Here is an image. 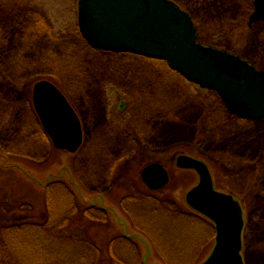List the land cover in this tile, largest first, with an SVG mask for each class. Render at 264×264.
Listing matches in <instances>:
<instances>
[{
  "label": "rangeland",
  "instance_id": "374dc122",
  "mask_svg": "<svg viewBox=\"0 0 264 264\" xmlns=\"http://www.w3.org/2000/svg\"><path fill=\"white\" fill-rule=\"evenodd\" d=\"M173 1L193 17L200 41L238 53L264 69V24L250 23L254 0ZM77 2L0 0V226L43 221L49 216L41 204L47 198L54 208L72 198L60 204L71 214L64 236H59L90 239L94 251L81 259L79 242L63 239L54 244L52 261L172 264L167 254L179 258L181 249L191 255L175 264H202L215 245L214 231L207 236L200 226L185 230L181 220L158 219V226L151 227L141 214L140 230H135L145 235L158 229L172 241L156 248L144 235L133 246L122 245L118 236L123 229L116 224H131V215L122 206L127 197L154 194L166 203L174 199L177 204L171 206L176 212L190 210L185 198L199 176L176 163L178 156L188 155L209 165L217 189L242 202L245 262L264 264V121L236 120L217 93L187 81L164 62L84 51L75 38L80 37ZM44 80L64 93L81 119L84 141L75 153L41 139L32 120L38 118L33 88ZM152 162L161 163L170 175L161 190L149 189L142 180L143 169ZM49 182L59 187L46 186ZM21 202L24 206H16ZM92 202L113 210L99 219L88 217L100 214L88 209ZM33 203L40 211L31 210ZM50 213V218L58 219L56 211ZM5 255L0 264H21ZM47 260L29 256L30 264Z\"/></svg>",
  "mask_w": 264,
  "mask_h": 264
},
{
  "label": "water",
  "instance_id": "95a60500",
  "mask_svg": "<svg viewBox=\"0 0 264 264\" xmlns=\"http://www.w3.org/2000/svg\"><path fill=\"white\" fill-rule=\"evenodd\" d=\"M254 6L252 22H264V0H254ZM79 27L94 48L166 61L188 81L216 92L230 114L264 119V70L239 54L199 42L192 17L173 0H79ZM33 105L54 147L77 152L83 144L82 123L67 97L52 82L39 81ZM177 165L198 173L186 201L216 228L215 246L202 264H246L242 204L216 189L204 161L180 155ZM142 178L153 190L170 180L160 163L148 165Z\"/></svg>",
  "mask_w": 264,
  "mask_h": 264
},
{
  "label": "trees",
  "instance_id": "16d2710c",
  "mask_svg": "<svg viewBox=\"0 0 264 264\" xmlns=\"http://www.w3.org/2000/svg\"><path fill=\"white\" fill-rule=\"evenodd\" d=\"M83 49L93 50L88 45H84ZM35 115L37 116V114ZM32 120H34L38 125L39 136L42 137L41 139L44 138L43 139L44 141H47L50 145H52V142L49 136L43 130L42 126L39 123L38 118L36 117V119L33 118ZM48 186L50 187L57 186V184L50 183ZM145 198L147 199L138 203V206H141L142 208V209L140 208L138 212L141 214H142V211L144 212V215H142L141 219L145 220L147 224H149L151 227L158 226L157 225L158 219L167 220L168 222H174L175 220H178V221L181 220L180 224L181 222L183 223V228L186 225V222H189L187 224L188 228L190 229V228H194L195 226H200L199 228H201L202 230L201 234L210 236V233L213 231L210 224H208L205 220L201 218H196V216L189 218V220L187 221V218L185 217V215L183 213L176 212V210H173L174 206H171V203L169 202H168L169 203L168 205V203L163 201L162 208L158 210V209H155V207L160 206V204L155 203L152 200H150L151 196H146ZM70 201H72V198L67 200V202L62 201L63 203H57L56 205L58 206L57 208H54L53 206L51 207L52 201L51 199L49 200V198H47L43 203H41L43 205V210L45 214L47 213L50 216L51 214L50 211L57 212L58 219L56 220L52 216L51 218L48 216V218H44L43 221L40 220V221L23 222V223L18 221V222H14L13 224L11 223V225L0 226V259L2 257H6L5 254H7L8 255L7 257H9L11 261H17V262H20L21 264H30L29 256L35 257V258L45 256L46 259H48L47 261H45V264L46 263L47 264H59V260L52 261V257H53L52 254L53 252L54 253L56 252L54 244L58 243L57 241H62L63 239H68V238L74 239L75 241L79 242L78 244L79 249L77 251V254L81 259H86L87 257H85L84 254H87V253L89 254V253H92V251H94L93 248L91 247L93 246V243L90 239H86V238L81 239L79 236H76L75 234L70 235L68 237L66 236L67 238L60 237V236H64L62 235V231L65 228H67V226H69L67 214L68 213L71 214L70 213L71 211L70 212L63 211V206L60 204L69 203ZM18 204H19V207L24 206L22 202L17 203L16 206ZM32 206L33 207L31 210L40 211V208H38L35 203H33ZM72 208L74 210V205H72ZM88 209L92 211V209L90 208ZM99 213H100L99 215L98 214H92V215L88 214V217L94 216L97 219L102 218L103 216L101 215V212ZM57 214H54V215L56 216ZM46 215L44 217H46ZM148 215H150L149 219H147ZM185 230H186V227H185ZM154 232L156 233L151 234V233L146 232L145 235L147 236L148 239L152 241V243L154 244L156 248H159V247L161 248L164 246L168 247L171 245L170 244L172 242L171 239H169L167 236L165 237L164 234L162 237V233L161 234L158 233L159 232L158 229H155ZM40 241L44 242L43 244L44 246L43 247L40 246V248L35 247L36 245H38ZM110 241L111 243L114 242L115 241L114 237L110 239ZM121 241L124 242V243L121 242L122 245H125V243H127L126 240L123 238L121 239ZM129 244L133 246V244L131 243ZM180 251H181V253L179 254L180 256L179 258H176V259L173 258L175 254H172V253L167 254L168 260L171 261L170 263L175 264L176 261L185 260L186 257L191 255V251L189 253H185L181 249Z\"/></svg>",
  "mask_w": 264,
  "mask_h": 264
},
{
  "label": "flooded vegetation",
  "instance_id": "af4514ba",
  "mask_svg": "<svg viewBox=\"0 0 264 264\" xmlns=\"http://www.w3.org/2000/svg\"><path fill=\"white\" fill-rule=\"evenodd\" d=\"M251 24H252V22H250ZM196 27L198 28V34H199V38H200V34H201V31H200V29H199V27H198V25L196 24ZM76 38V40H77V42L82 46V48L84 47V45H88L89 46V44H88V42H87V40L82 36V34L80 33V37L79 36H77V37H75ZM203 43H205V44H209L207 41L205 42V41H203ZM211 44V43H210ZM92 48V47H91ZM93 50H95V52L97 53V54H103V55H107V54H109V55H111L110 57H112V56H121V55H126V56H131V57H135V60L136 61H138V59H142V61H144L146 58H144L143 56H141V55H138V54H134V53H128V52H114V51H106V50H100V49H96V48H92ZM178 75V74H177ZM231 116V115H230ZM231 117H235V119L236 120H243V119H240V118H238V117H236V116H231ZM244 121H247V122H254V123H257V124H259L260 122H262V120L260 121V120H244ZM82 129H83V126H82ZM84 130V129H83ZM83 137H84V131H83ZM152 163H159V162H152ZM152 163H149L148 165H150V164H152ZM213 179H214V177H213ZM220 191H222V190H220ZM223 192H225V191H223ZM227 193V192H226ZM230 194V193H229ZM149 196H151V199L150 200H152L153 202H155V203H158V204H160V206H158V207H155V209H158V210H160L161 208H162V203H163V200H161V197H158L157 195H154V194H150ZM234 196V195H233ZM146 196H142L141 198H136V197H127V198H124V205H122L123 207H124V209L127 211V212H129L130 213V215H131V217L129 218V220H130V222H131V224L128 222L126 225H124L123 223L124 222H121V223H116L117 225L119 224V226H121V228L123 229V233H122V235L121 236H118V237H122L123 239H125L126 240V242H129V243H131V244H136V242L138 243V241H137V239L136 238H140V236H142V235H144L141 231H139L140 229H139V224H138V222H137V219L139 218L140 219V217H139V215H141V213H139L138 212V210H140V208H141V206H138V203L139 202H141V201H144V200H146L147 198H145ZM237 200H239L236 196H234ZM175 200L173 199V200H170V202L169 201H167V202H169V203H173L174 205L175 204H177L176 202H174ZM240 201V200H239ZM240 203L242 204V202L240 201ZM90 205V209H92V210H97V212H101V213H111L112 212V210H113V208L111 207V208H108L107 206H105V205H101V206H99V205H97L96 204V202H92V203H90L89 204ZM142 209V208H141ZM178 209V208H177ZM141 212V211H140ZM183 214L185 215V217L187 218V221L189 220V218H191V217H193L194 216V213L193 212H191V210H188V211H184L183 212ZM142 215H144V212L142 211ZM123 221V220H122ZM189 222H186V225L184 226V227H186V228H188V224ZM131 227L132 229H133V232L131 233L130 231H129V228L128 227ZM124 228H126V230H124ZM139 229L138 231L137 230H135V229ZM246 230H247V224H246V227H245V232H246ZM145 236V238H147L146 237V235H144ZM114 240H115V238H114ZM151 243H152V241L150 240V239H148ZM121 242H123V241H121ZM142 242H143V244H144V246H148V244L145 242V241H143L142 240ZM124 243V242H123ZM153 245V244H152ZM143 264H147L146 262H145V260H144V262H143Z\"/></svg>",
  "mask_w": 264,
  "mask_h": 264
}]
</instances>
